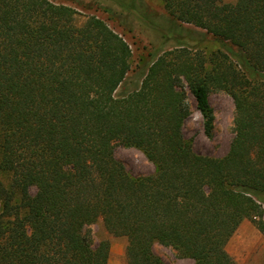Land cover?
<instances>
[{"label":"trees","instance_id":"trees-1","mask_svg":"<svg viewBox=\"0 0 264 264\" xmlns=\"http://www.w3.org/2000/svg\"><path fill=\"white\" fill-rule=\"evenodd\" d=\"M139 11V0H114ZM171 24L223 41L205 56L182 45L126 86L130 44L103 19L53 0H0V264H107L103 218L127 238L128 264H166L155 243L196 264H239L226 245L245 218L264 234V0H163ZM148 18V15H147ZM151 18V17H150ZM179 46V47H178ZM185 83L210 135V85L234 99L228 153H197L182 132ZM116 143L155 164L133 176ZM35 187L33 193L31 188Z\"/></svg>","mask_w":264,"mask_h":264},{"label":"rangeland","instance_id":"rangeland-1","mask_svg":"<svg viewBox=\"0 0 264 264\" xmlns=\"http://www.w3.org/2000/svg\"><path fill=\"white\" fill-rule=\"evenodd\" d=\"M53 1L72 6L77 11L79 24L84 23L89 15H97L130 44L132 69L128 74L126 86L132 87L136 82L140 83L155 57L172 50L178 44L202 53L207 63L212 53L224 47L223 41L191 23L180 22L173 26L172 17L165 9L163 0H139V11L125 9L114 0ZM185 90L190 115L183 123V135L192 142L197 153L218 158L225 156L235 135L236 108L232 94L217 85H210L209 98L214 109V126L212 133L208 135L204 130L203 115L197 108L187 83ZM114 155L133 176L152 174L156 170L155 164L141 148L116 143ZM10 178V173L0 169V181L6 187L10 186ZM31 191L34 193L36 188L32 187ZM89 229L94 244L97 245L103 240L109 242L107 264H128V241L125 236L109 232L103 218L90 225ZM226 249L239 264H264V234L248 218L241 221L227 242ZM154 250L166 264H196L194 259L180 256L171 246L155 243Z\"/></svg>","mask_w":264,"mask_h":264}]
</instances>
